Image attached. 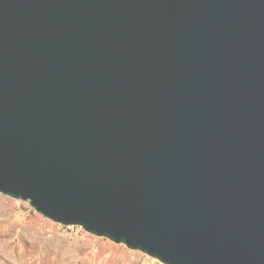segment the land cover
<instances>
[{
  "label": "water",
  "instance_id": "obj_1",
  "mask_svg": "<svg viewBox=\"0 0 264 264\" xmlns=\"http://www.w3.org/2000/svg\"><path fill=\"white\" fill-rule=\"evenodd\" d=\"M0 193L162 264H264V0H0Z\"/></svg>",
  "mask_w": 264,
  "mask_h": 264
},
{
  "label": "rangeland",
  "instance_id": "obj_2",
  "mask_svg": "<svg viewBox=\"0 0 264 264\" xmlns=\"http://www.w3.org/2000/svg\"><path fill=\"white\" fill-rule=\"evenodd\" d=\"M0 264H162L123 244L64 226L0 193Z\"/></svg>",
  "mask_w": 264,
  "mask_h": 264
}]
</instances>
